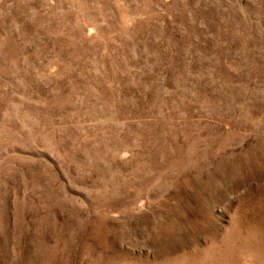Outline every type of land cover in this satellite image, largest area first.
<instances>
[{"label":"rangeland","instance_id":"1","mask_svg":"<svg viewBox=\"0 0 264 264\" xmlns=\"http://www.w3.org/2000/svg\"><path fill=\"white\" fill-rule=\"evenodd\" d=\"M263 160L264 0H0V264H264Z\"/></svg>","mask_w":264,"mask_h":264},{"label":"bare ground","instance_id":"2","mask_svg":"<svg viewBox=\"0 0 264 264\" xmlns=\"http://www.w3.org/2000/svg\"><path fill=\"white\" fill-rule=\"evenodd\" d=\"M249 162H250V161H249ZM262 162H264V160H263ZM250 163H251L250 165H251L252 167L255 166V165L257 166V164L255 163V161H251ZM248 166H249V164H248ZM250 168H251V167H250ZM251 169H252V168H251ZM253 176H256L258 179H260V180L263 181V180H264V166H263V167H257V168L254 170V172H253ZM263 185H264V184H263ZM256 189H257V188H256ZM258 190L260 191V192H257V193H260L259 195H261V193H262V195H264V186H262V187H259V186H258ZM256 191H257V190H256ZM254 193H255V196H256V192H254ZM253 195H254V194H253ZM257 195H258V194H257ZM256 197H257V196H256ZM261 197H262V196H261ZM250 198H251V197H250ZM257 198L259 199V197H257ZM258 199H256V200H258ZM260 199H261V198H260ZM260 199H259V200H260ZM262 199H263V198H262ZM253 200H255V199H253ZM254 202H255V201H254ZM258 202H259V201H258ZM261 202L264 203V201H262V200H261ZM255 205H257L256 202H255ZM256 207H257V206H256ZM256 207H255V208H256ZM262 220H264V218H262ZM233 225H234V224H233ZM253 227H254V226H253ZM253 227H252V228H253ZM254 228H255V227H254ZM235 230H236V229H235ZM251 230H252V229H251ZM233 231H234V230H233ZM235 232H237V230L234 231L233 233H235ZM231 233H232V232H231ZM231 233H230V236H231ZM233 233H232V234H233ZM249 233H250V232H249ZM249 233H248V234H249ZM246 234H247V233H246ZM254 234H255V233H254ZM239 235H240V234H238V237H240ZM234 237H235V236H234ZM241 237H242V239L244 238L243 236H241ZM241 237H240V238H241ZM247 237H248V236H247ZM249 237H250V236H249ZM228 238H229V237H228ZM240 238H239V239H240ZM250 238H251V237H250ZM253 238H254V237H253ZM242 239H241V240H242ZM244 239H245V238H244ZM228 240H229V239H228ZM228 240H227V241H228ZM224 243H225V242H224ZM224 243L222 244L223 246H224ZM235 243H236V242H235ZM244 243H245L246 246L249 244L248 241H247V239L244 240ZM228 244H229V243H228ZM228 244L225 243V246H224L225 248H224V249H226V250H230ZM237 244H238V243H237ZM232 245H233V244H232ZM252 245H253V243H252ZM223 246H221V247H223ZM240 246H241V245H240ZM230 247H232V246L230 245ZM240 248H241V247H240ZM261 248H262V247H259V248H258V245H255V246H254V250H253V251H254V255H255V253H256V255H257V254L260 255L261 251H263V249L261 250ZM220 249H221V248H220ZM235 249H236V248H235ZM235 249H234V250H235ZM221 250H222V249H221ZM226 250H224V251H226ZM219 251H220V250H219ZM232 251H233V248H232ZM222 252H223V251H222ZM226 252H228V251H226ZM219 253H220V252H219ZM223 253H224V252H223ZM250 253H251V252H250ZM262 253H263V252H262ZM262 253H261V254H262ZM240 254H241V253H240ZM219 255H220V256H219ZM219 255H218V257H217V256L215 257V255H214V257H212V260H211V261H210L211 258H209V259H208V260L210 261L209 264H224V263H225V264H228V263H230V261H231L232 258H231L230 260H229V258H227V257H228V253H225V254H222V253H221V254H219ZM230 255H231V254H229V256H230ZM234 255H235V254H234ZM246 255H247V254H246ZM254 255H253V256H254ZM235 256H236V255H235ZM238 256H240V260H239V258H238L237 260L241 261V255L238 254ZM219 257H220V258H219ZM231 257H232V256H231ZM256 257H257V256H256ZM203 258H204V257H203ZM233 258L236 259L237 256H236V257H233ZM243 258H244V257H243ZM261 258H262V257H261ZM213 259H214V260H213ZM259 259H260V256H259ZM262 259H263V258H262ZM262 259H261V260H262ZM234 261H235V260H234ZM242 261H243V260H242ZM263 261H264V260H263ZM244 262H245V261H244ZM204 263H205V262H204ZM232 263H233V264H238V263H236V261H235V263H234V262H231V264H232ZM249 263H250V262H249ZM239 264H244V263H243V262H242V263L239 262Z\"/></svg>","mask_w":264,"mask_h":264}]
</instances>
